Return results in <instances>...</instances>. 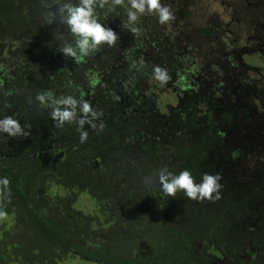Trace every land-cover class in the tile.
Returning a JSON list of instances; mask_svg holds the SVG:
<instances>
[{
	"label": "trees",
	"instance_id": "16d2710c",
	"mask_svg": "<svg viewBox=\"0 0 264 264\" xmlns=\"http://www.w3.org/2000/svg\"><path fill=\"white\" fill-rule=\"evenodd\" d=\"M162 3L175 19L162 25L145 13L137 33L123 26L126 0L111 13L108 5L98 8L118 40L76 60L57 50L58 35L72 40L66 27L45 22L53 0H0V118L12 116L29 132L0 133V177L8 179L6 190L0 186V264L68 257L213 264L207 254L224 264H264L250 250L253 229L238 224L241 213L264 214L254 213L253 189L243 185L250 192L241 194L224 171L235 151L223 136L244 110L234 97L253 93L240 72L252 66L231 40L215 41L217 56L208 49L204 62L194 59L193 38L215 39L219 28L208 20L194 25V0ZM153 66L167 69L163 87L152 78ZM221 72L232 82L224 83ZM45 90L83 98L101 113L97 127L84 125L83 143L75 122L57 128L51 109L38 106L35 96ZM162 96L176 105L161 107ZM163 167L174 174L187 169L197 182L203 173L219 175V198L168 197L155 175ZM258 226L261 249L264 225Z\"/></svg>",
	"mask_w": 264,
	"mask_h": 264
},
{
	"label": "clouds",
	"instance_id": "9594fccd",
	"mask_svg": "<svg viewBox=\"0 0 264 264\" xmlns=\"http://www.w3.org/2000/svg\"><path fill=\"white\" fill-rule=\"evenodd\" d=\"M126 19L123 26L131 33L139 31L137 22L139 18L147 14H155L157 22L165 25L175 19L174 13L162 0H126ZM54 11L49 8L45 14V22L52 24L58 21L64 25L71 35V42L63 40L62 34L57 36L61 41L57 50L66 57L81 60L94 53L102 44L111 47L117 40V34L110 27L105 26L98 19L97 9L105 8L111 13L115 7L124 5V0H53ZM152 78L163 87L170 79L167 69L153 66ZM38 106L50 108L49 117L57 128L65 123L75 122L79 132V141L83 143L88 136L84 125L97 127L94 121L101 115L100 112L90 106L87 100L72 95L55 96L51 91L38 92L35 96ZM28 126H21L18 120L12 116L0 118V133L8 137H26ZM157 182L161 191L168 197H174L177 192H182L189 199L200 201L201 199L219 198V180L217 174L203 173L199 181H195L191 172L187 169L172 173L167 167L159 169L156 173ZM8 179L0 177V186L7 189Z\"/></svg>",
	"mask_w": 264,
	"mask_h": 264
},
{
	"label": "rangeland",
	"instance_id": "374dc122",
	"mask_svg": "<svg viewBox=\"0 0 264 264\" xmlns=\"http://www.w3.org/2000/svg\"><path fill=\"white\" fill-rule=\"evenodd\" d=\"M194 2L195 6L191 11L192 18L195 20L194 25H196V23H202L203 20H208L215 23L219 28L218 36H216L217 38L215 39L208 41L207 38L202 40H195L196 38H193V42L195 44L197 43L199 47L197 51H194V59L204 62L205 57L210 55L204 53L205 50L208 49H212L210 51H213L211 56H217L219 51L215 50L217 49L215 41L221 43L223 41L226 43L231 40L235 42L236 45L240 46L241 49L243 48V50L240 49V53L242 52L241 55L244 57L243 61L245 64L251 65L252 67L248 68L249 71L246 69L241 71L240 74L245 75V78L249 80L251 84L247 85H252L253 93L241 96L238 99L234 97V99L239 100L241 108H248V111H251L256 107L259 108L260 99L264 98V54H259L257 48H255V43L257 41L254 38L260 37L264 40V24L262 21L259 22V18H256L254 14L256 13V8L262 7L264 11V0H194ZM244 46H248L247 49ZM211 60L214 59L211 58ZM219 76L220 78L223 77L222 80H224V83L226 79H229V81L232 82V76L226 78L222 72ZM204 81H206V78ZM167 104L175 106L176 100L162 96V101L159 102V105L165 107ZM259 122L261 121L259 120ZM236 223L238 222L234 221V225ZM207 256L213 264L225 263L223 257L214 254H207ZM55 264L97 263L89 262L79 257H68ZM178 264H182V262H179Z\"/></svg>",
	"mask_w": 264,
	"mask_h": 264
},
{
	"label": "flooded vegetation",
	"instance_id": "af4514ba",
	"mask_svg": "<svg viewBox=\"0 0 264 264\" xmlns=\"http://www.w3.org/2000/svg\"><path fill=\"white\" fill-rule=\"evenodd\" d=\"M247 3V2H246ZM248 4V3H247ZM254 16L259 18V22L264 24V11L263 8H256ZM257 42L255 48L259 51V54H264V40L260 37L254 38ZM264 99V98H262ZM260 99V107L253 108L255 110L248 111V108L244 107V110L240 111L238 118L231 125L234 131L226 130L227 133L223 136L225 142L232 143L229 147L235 151L230 165L226 164L225 170L234 179L235 187L241 194H248L250 190L246 189L247 185L253 189L254 194L251 196L253 208H255V214H264V209L259 212V206H264V100ZM263 105V107H262ZM254 112V115H253ZM259 120L261 122H259ZM259 122V123H258ZM238 134V135H237ZM232 152V151H231ZM229 155V154H228ZM224 174V173H223ZM242 185V188H241ZM245 187V188H244ZM250 208V209H253ZM263 208V207H262ZM253 213L248 217H244L241 213L239 224L242 226V230L246 231V228L253 229L249 233L253 239L252 244L255 243V247L251 248V252L257 259L264 257V248L256 247L259 242V229L258 220L264 225V218L261 216L258 218L252 217ZM246 225V226H245ZM264 237V233L262 234Z\"/></svg>",
	"mask_w": 264,
	"mask_h": 264
}]
</instances>
